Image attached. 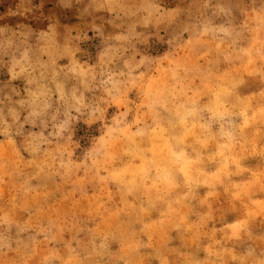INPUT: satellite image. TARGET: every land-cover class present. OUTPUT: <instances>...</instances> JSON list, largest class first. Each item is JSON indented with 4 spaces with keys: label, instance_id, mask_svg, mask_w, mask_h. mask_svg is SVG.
Listing matches in <instances>:
<instances>
[{
    "label": "rangeland",
    "instance_id": "1",
    "mask_svg": "<svg viewBox=\"0 0 264 264\" xmlns=\"http://www.w3.org/2000/svg\"><path fill=\"white\" fill-rule=\"evenodd\" d=\"M0 264H264V0H0Z\"/></svg>",
    "mask_w": 264,
    "mask_h": 264
}]
</instances>
